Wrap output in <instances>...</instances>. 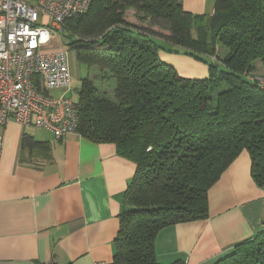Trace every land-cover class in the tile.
Returning <instances> with one entry per match:
<instances>
[{
    "label": "trees",
    "instance_id": "1",
    "mask_svg": "<svg viewBox=\"0 0 264 264\" xmlns=\"http://www.w3.org/2000/svg\"><path fill=\"white\" fill-rule=\"evenodd\" d=\"M62 31L78 62L116 80L114 99L83 81L77 133L136 162L111 264H186L161 262L157 237L208 216L210 188L242 151L264 187V87L255 78L264 76L253 74L264 62V0H216L213 14L181 0H92ZM162 45L204 58L210 76H181ZM21 144L44 146L28 134ZM213 264H264V230Z\"/></svg>",
    "mask_w": 264,
    "mask_h": 264
},
{
    "label": "crops",
    "instance_id": "2",
    "mask_svg": "<svg viewBox=\"0 0 264 264\" xmlns=\"http://www.w3.org/2000/svg\"><path fill=\"white\" fill-rule=\"evenodd\" d=\"M215 2L181 0L193 14H213ZM25 134L44 146H22ZM0 136V264L112 262L136 162L119 155L114 143L77 132L57 139L15 120L0 124ZM208 207L206 218L159 233L161 262L213 264L264 230V187L253 179L247 150L210 188Z\"/></svg>",
    "mask_w": 264,
    "mask_h": 264
},
{
    "label": "built area",
    "instance_id": "3",
    "mask_svg": "<svg viewBox=\"0 0 264 264\" xmlns=\"http://www.w3.org/2000/svg\"><path fill=\"white\" fill-rule=\"evenodd\" d=\"M92 0H0V124L36 126L61 139L77 132L79 109L68 96L72 71L58 32ZM264 87V77H255ZM2 137L0 136V140ZM43 264H59L51 259ZM95 264H111L99 261Z\"/></svg>",
    "mask_w": 264,
    "mask_h": 264
},
{
    "label": "rangeland",
    "instance_id": "4",
    "mask_svg": "<svg viewBox=\"0 0 264 264\" xmlns=\"http://www.w3.org/2000/svg\"><path fill=\"white\" fill-rule=\"evenodd\" d=\"M58 34L61 39L59 45L65 48L69 54L72 78L70 79L69 88L54 91V94L68 96L75 103H79L80 90L83 81L88 78L92 85L97 89L98 95L114 99L116 80L112 74L106 70H101L98 66L89 67L85 63L78 62L75 51L69 46L70 40L67 34L61 30ZM160 55H166V58H163V61L174 66L178 73L183 77L204 79L210 76V63L202 57L185 53L183 49L162 45ZM223 67L222 64H219L218 70L223 69ZM203 68L205 69L204 72H202ZM254 74L264 76V62L256 63Z\"/></svg>",
    "mask_w": 264,
    "mask_h": 264
}]
</instances>
